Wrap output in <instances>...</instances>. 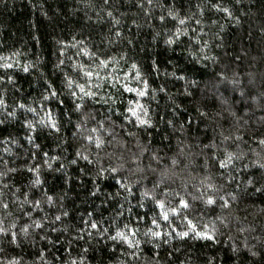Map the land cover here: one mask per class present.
<instances>
[{
    "label": "trees",
    "instance_id": "16d2710c",
    "mask_svg": "<svg viewBox=\"0 0 264 264\" xmlns=\"http://www.w3.org/2000/svg\"><path fill=\"white\" fill-rule=\"evenodd\" d=\"M261 141L264 0H0V264H264Z\"/></svg>",
    "mask_w": 264,
    "mask_h": 264
},
{
    "label": "snow or ice",
    "instance_id": "6c2138e0",
    "mask_svg": "<svg viewBox=\"0 0 264 264\" xmlns=\"http://www.w3.org/2000/svg\"><path fill=\"white\" fill-rule=\"evenodd\" d=\"M223 10H224L225 12L228 11L226 8L223 9ZM25 71H27V69H25ZM86 75L91 76L92 73H91V72H88V73H86ZM80 90H81V91H84L83 87H81ZM126 90H128V91H132V89H126ZM52 95L55 96L56 93L53 92ZM73 95H75V93H73ZM140 95H144V93H143V92H140ZM76 107L79 108L80 105H76ZM133 114H135V113H133ZM141 123H147V122H146V121H141ZM51 127L54 128V129H56L55 122H52ZM56 130L58 131V129H56ZM88 139H91V137H88ZM261 143H264V141H261ZM97 146H99V145H97ZM84 158L87 159V157H84ZM228 162H229V163L231 162V158H230V157H229ZM49 166H50V165H49ZM221 167H226V164L221 163ZM104 171H105L104 169H101L100 172H99L98 174H101V175H102ZM109 171H111V172H116L117 169H116L115 167H113V168H110ZM35 183H36V184H39V183H40V180H39V179H36V180H35ZM209 187L211 188L212 185H209ZM257 191H259V189H257ZM49 199H50V198H49ZM222 199H223V198H222ZM207 203H208V204H212V203H214V201H213V199H212L211 196H208V198H207ZM180 204L183 205V207H185V208L188 207V204H187V202H186L184 199H181V200H180ZM224 206L227 207V201H225ZM173 211H175V209H173ZM56 219L59 220L60 217L57 216ZM164 219H167V216H165ZM153 223H155V221H153ZM92 227L95 228L96 225L93 224ZM152 234H153L154 236H159V235H160L159 232H154V233H152ZM180 235H181V236H187L188 233H187V232H183V233H180ZM209 238H211V237H209ZM125 239H126V238H125Z\"/></svg>",
    "mask_w": 264,
    "mask_h": 264
}]
</instances>
